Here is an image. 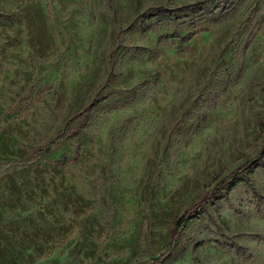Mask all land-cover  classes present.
<instances>
[{
  "label": "rangeland",
  "instance_id": "374dc122",
  "mask_svg": "<svg viewBox=\"0 0 264 264\" xmlns=\"http://www.w3.org/2000/svg\"><path fill=\"white\" fill-rule=\"evenodd\" d=\"M0 12V264H264V0Z\"/></svg>",
  "mask_w": 264,
  "mask_h": 264
},
{
  "label": "trees",
  "instance_id": "16d2710c",
  "mask_svg": "<svg viewBox=\"0 0 264 264\" xmlns=\"http://www.w3.org/2000/svg\"><path fill=\"white\" fill-rule=\"evenodd\" d=\"M4 14L0 12V18L3 17ZM173 37H179L178 35H173ZM264 156V141L262 145V149L254 160H250L248 163H246L241 169L252 167L254 166L258 161H260ZM264 165V164H263ZM234 176L233 173H230L223 177L214 188L210 190V192L206 195L204 199H202L200 202L196 203L189 209H187L182 216H180L173 227V232L171 236V240L169 244L164 247L159 253H157L155 256L144 259L141 261H138L134 264H162L163 260L173 251L177 238L180 234V232L193 220L195 219L201 211L210 203V201L225 187V185L232 179ZM242 180H236L234 182V185L241 182Z\"/></svg>",
  "mask_w": 264,
  "mask_h": 264
}]
</instances>
